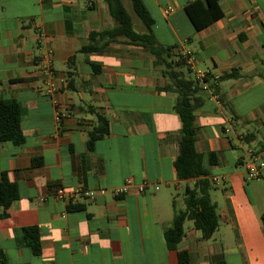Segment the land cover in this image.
<instances>
[{"label": "crops", "instance_id": "obj_1", "mask_svg": "<svg viewBox=\"0 0 264 264\" xmlns=\"http://www.w3.org/2000/svg\"><path fill=\"white\" fill-rule=\"evenodd\" d=\"M141 1L156 44L172 48L170 62H178V48L189 50L206 74L197 79L185 63L175 68L199 86L195 148L208 180H218L209 191L217 230L203 240L185 221L177 250L166 247L175 197L195 183L178 180L173 165L181 136L176 95L165 91L161 65L141 46L120 39L100 52H79L91 32L114 27L105 2L0 0V95L16 101L24 140L0 143V181L4 176L18 191L4 216L0 208L6 264H178V251L187 252L189 264H264V172L249 180L244 168L250 154L264 159V0H219L223 16L200 30L184 9L201 2L202 19L203 0ZM121 2L132 12L130 0ZM48 52L54 99L67 113L59 122L36 72ZM231 72L236 76L222 78ZM98 117L108 133L89 148ZM126 180L133 187L119 198L54 196L58 188L110 190ZM31 227L39 231L36 256L23 240Z\"/></svg>", "mask_w": 264, "mask_h": 264}, {"label": "trees", "instance_id": "obj_2", "mask_svg": "<svg viewBox=\"0 0 264 264\" xmlns=\"http://www.w3.org/2000/svg\"><path fill=\"white\" fill-rule=\"evenodd\" d=\"M107 6L109 16L114 22V27L100 32H91L88 37V45L81 48V53H94L106 49L112 43L123 39L125 43L141 46L152 54L157 63L161 65V74L168 79L169 84L165 91L176 95L173 111L179 117L181 123V136L178 142V155L174 160L176 177L180 181L195 180L193 187H186L184 191V209H174L171 226L163 233V238L167 249L177 250L178 245L184 235V223L190 221L194 230L200 232L203 240L209 239L218 227V216L215 205L209 196L210 181L208 171L204 165V156L197 152L195 143L197 139V128L194 124V112L200 105L193 99V95L198 91L197 82L184 78L175 68L184 65V60L178 54V62H170L172 48L159 47L153 34L151 26L153 19L146 10L141 0H130L133 15L139 20L143 27V32L135 31L131 15L126 11L121 0H103ZM201 2L189 4L184 11L195 30L202 29L223 16L219 6V0H203V10L201 17L196 6ZM95 73L99 71L94 63H89ZM234 72L225 74L222 78L231 79L235 77ZM97 127L88 135L87 146L91 148L95 141L101 139L108 133V123L98 117ZM21 132V113L14 100L4 99L0 95V143H11L16 146L23 144ZM212 164V156H209ZM18 199L17 186L9 182L4 176L0 181V208L3 216L11 204ZM264 223V215L262 216ZM25 245L33 255L40 253L39 231L36 227L22 230ZM178 264H189L186 251L177 252ZM0 264H6L5 257L0 250ZM214 264H226L218 261Z\"/></svg>", "mask_w": 264, "mask_h": 264}, {"label": "built area", "instance_id": "obj_3", "mask_svg": "<svg viewBox=\"0 0 264 264\" xmlns=\"http://www.w3.org/2000/svg\"><path fill=\"white\" fill-rule=\"evenodd\" d=\"M43 2L45 0H39ZM168 14V11L165 12ZM178 54L184 60L186 66L191 72L195 73L197 79H202L206 76V74L198 72L195 68V59L192 56L191 51L183 50L178 48ZM50 52L42 56L36 64V72L43 77V94L50 101L51 104L55 107V121L59 122L67 113H63L59 110V106L57 101L54 99L55 93L58 91L57 87L54 85V72L51 65V60L49 58ZM230 132V127L225 129V133ZM245 168V176L249 180H255L262 176L264 172V159L260 160L254 154H250L244 163ZM209 181L213 184H217L218 180L216 178H210ZM133 187V182L131 180H126L124 184L120 187L113 188L110 190L98 188L91 190H78L76 192H71L69 190H65L63 188H58L55 191V198L60 201L71 200L77 196L80 200L94 202L99 197H104L106 195H110L111 197L119 198L125 196L129 190ZM145 190V185L138 186V191L143 192ZM157 190V189H156Z\"/></svg>", "mask_w": 264, "mask_h": 264}, {"label": "rangeland", "instance_id": "obj_4", "mask_svg": "<svg viewBox=\"0 0 264 264\" xmlns=\"http://www.w3.org/2000/svg\"><path fill=\"white\" fill-rule=\"evenodd\" d=\"M131 15V17L133 16V23H134V29L135 31H138L139 28V20L132 14V12L129 13ZM212 189L210 188L209 191H211ZM176 199V208L178 210H181L184 208V204H183V199H184V191L178 193V195L175 197ZM186 224H190V222H186Z\"/></svg>", "mask_w": 264, "mask_h": 264}]
</instances>
